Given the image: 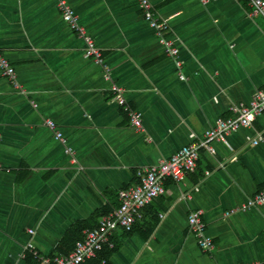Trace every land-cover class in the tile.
Instances as JSON below:
<instances>
[{
  "label": "crops",
  "instance_id": "obj_1",
  "mask_svg": "<svg viewBox=\"0 0 264 264\" xmlns=\"http://www.w3.org/2000/svg\"><path fill=\"white\" fill-rule=\"evenodd\" d=\"M66 1L110 79L52 0H0V50L25 91L0 72V264L72 253L68 236L83 240L119 210L121 192L142 185L139 170L200 142L233 107L264 95V18L245 0H149L182 68L137 0ZM113 83L141 113L143 130L113 102ZM259 134L264 114L216 141L214 154L202 150L184 183L167 181L132 231L116 230L106 258L86 264H264V206L241 210L264 191V141L252 145ZM197 212L212 254L191 233Z\"/></svg>",
  "mask_w": 264,
  "mask_h": 264
},
{
  "label": "built area",
  "instance_id": "obj_2",
  "mask_svg": "<svg viewBox=\"0 0 264 264\" xmlns=\"http://www.w3.org/2000/svg\"><path fill=\"white\" fill-rule=\"evenodd\" d=\"M61 13L63 21L71 27L75 34L78 35L85 44V55L94 60V62L103 68L104 77L110 79V68L105 63L102 51L96 46L91 37L87 35L85 28L80 24V19L74 9L66 0H52ZM251 6V15L262 16L264 18V0H245ZM139 7L143 12L146 22L150 28L155 30V34L161 45L165 47L167 55L173 59L174 63L180 68L183 67V61L177 58V49L173 46L174 41L168 39L167 33L169 28L165 19L159 20L156 17L153 6L149 0H137ZM207 2V1H206ZM0 72L3 77L13 85L15 89H21L17 80L16 69L9 59L0 50ZM185 77H183L184 79ZM113 93V102L120 105L128 114L130 122L137 130H143L141 113L134 110L124 96V90L116 83L110 87ZM233 116L228 118H219L216 125L210 129L203 140L182 148L171 158L161 160L156 165L139 170L138 176L142 180V185L124 190L120 194L121 208L116 210L112 215L102 219L101 225L95 229H89L85 232V238L79 240L72 253L67 255H58L53 259L39 256L33 252L42 264H86L87 262L97 259L105 246L113 248L111 239L117 229L121 228L127 232L132 231L137 222L143 220V212L154 200L164 196L166 193L165 184L167 181H173L175 184H182L187 177L194 173L201 159V151L206 150L212 154L215 153L214 143L224 141L226 137L241 128L249 127L253 122L264 114V95L257 93L253 96L248 105L235 106L232 108ZM46 125L55 130V123L47 120ZM54 138L61 143H65L60 132H54ZM264 141L262 134L252 141L253 146H257ZM69 155L73 151L65 149ZM264 206V191L256 194L242 208V211L251 210ZM201 212L194 213L189 218L191 233L196 236L200 250L204 254H212L215 247L212 240L206 234L205 225L201 220Z\"/></svg>",
  "mask_w": 264,
  "mask_h": 264
},
{
  "label": "trees",
  "instance_id": "obj_3",
  "mask_svg": "<svg viewBox=\"0 0 264 264\" xmlns=\"http://www.w3.org/2000/svg\"><path fill=\"white\" fill-rule=\"evenodd\" d=\"M76 230H79V228L78 229H76ZM76 230H75V232L73 233V234H76ZM80 230H82V229H80ZM72 236V235H71ZM71 236H68V241H71L72 239L76 242L75 243V245H77V242H78V240H80L83 236H80L79 234L78 235H75V236H73V237H71ZM76 247V246H75ZM107 248V247H106ZM103 258H106V251L104 250L103 252H101L100 253V256H99V258H98V260L96 259H94L96 262H101V260L103 259Z\"/></svg>",
  "mask_w": 264,
  "mask_h": 264
}]
</instances>
